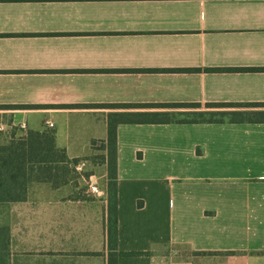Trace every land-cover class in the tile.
Masks as SVG:
<instances>
[{
  "label": "crops",
  "instance_id": "crops-1",
  "mask_svg": "<svg viewBox=\"0 0 264 264\" xmlns=\"http://www.w3.org/2000/svg\"><path fill=\"white\" fill-rule=\"evenodd\" d=\"M232 113L264 114V0H0L18 136L49 121L73 159L114 120H170L116 126L117 264H264V122Z\"/></svg>",
  "mask_w": 264,
  "mask_h": 264
},
{
  "label": "rangeland",
  "instance_id": "rangeland-1",
  "mask_svg": "<svg viewBox=\"0 0 264 264\" xmlns=\"http://www.w3.org/2000/svg\"><path fill=\"white\" fill-rule=\"evenodd\" d=\"M200 112L204 118L221 117L218 110ZM9 122L0 119V142L17 130ZM107 160L103 144L95 143L79 162L81 175L69 186L54 190L36 185L25 207L0 208V225L10 226L12 264H106L101 251L108 240ZM90 185L98 191L92 192Z\"/></svg>",
  "mask_w": 264,
  "mask_h": 264
},
{
  "label": "trees",
  "instance_id": "trees-1",
  "mask_svg": "<svg viewBox=\"0 0 264 264\" xmlns=\"http://www.w3.org/2000/svg\"><path fill=\"white\" fill-rule=\"evenodd\" d=\"M203 113L179 122H219L204 118ZM222 116V115H220ZM232 122H264V114H231ZM169 123L166 116H130L114 120L108 127L107 160V246L106 264H117L116 206V126L118 123ZM0 142V208L28 200L33 186L48 185L52 189L69 186L81 174L76 167L82 158L70 159L55 143L52 130L28 131L25 136L14 130ZM85 177H89L88 174ZM85 179V178H84ZM213 254V253H212ZM0 264H12L10 226L0 225Z\"/></svg>",
  "mask_w": 264,
  "mask_h": 264
},
{
  "label": "built area",
  "instance_id": "built-area-1",
  "mask_svg": "<svg viewBox=\"0 0 264 264\" xmlns=\"http://www.w3.org/2000/svg\"><path fill=\"white\" fill-rule=\"evenodd\" d=\"M44 126H45V130H52V128H53V124L52 123H50L49 121H46L45 123H44ZM81 166L82 165H77V167H76V170H80L81 169ZM90 190L92 191V192H97L98 190H97V188L95 187V186H93V185H90Z\"/></svg>",
  "mask_w": 264,
  "mask_h": 264
}]
</instances>
